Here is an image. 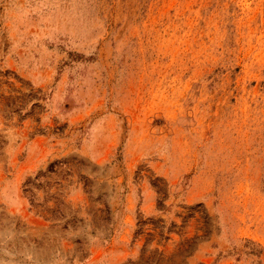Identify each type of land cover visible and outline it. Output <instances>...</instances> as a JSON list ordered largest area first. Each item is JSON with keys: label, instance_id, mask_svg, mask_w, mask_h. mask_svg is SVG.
Listing matches in <instances>:
<instances>
[{"label": "rangeland", "instance_id": "rangeland-1", "mask_svg": "<svg viewBox=\"0 0 264 264\" xmlns=\"http://www.w3.org/2000/svg\"><path fill=\"white\" fill-rule=\"evenodd\" d=\"M0 264H264V0H0Z\"/></svg>", "mask_w": 264, "mask_h": 264}]
</instances>
